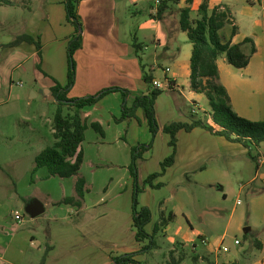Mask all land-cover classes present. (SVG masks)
Returning a JSON list of instances; mask_svg holds the SVG:
<instances>
[{
	"label": "crops",
	"instance_id": "0c3cea01",
	"mask_svg": "<svg viewBox=\"0 0 264 264\" xmlns=\"http://www.w3.org/2000/svg\"><path fill=\"white\" fill-rule=\"evenodd\" d=\"M144 1L148 2L150 9L154 11L157 10L156 6L160 0L123 1L122 15L125 20L128 19L129 5H132L133 11L137 13L138 4ZM202 2L203 0H193L192 3H188V0H176L170 3L162 19L153 18L154 12L151 15L154 21L163 23L164 27L161 28L162 25L158 22L152 25L155 32V60L148 71L159 70L162 75L148 73L153 76V80L170 81V87L161 89L171 92V97H168L166 103L162 95L157 99L156 117L159 131L151 149L143 154L144 159L139 160L140 182L149 174L158 171L161 161L171 153L169 136L164 133L163 127L173 121L189 122L181 120V103L185 100L189 102L187 104L191 107V113L196 114L192 108L198 105L207 116L210 112L205 95L194 92L191 88L192 45L186 32L179 27L180 10L190 7L191 18H196ZM24 3L28 7V18L25 20L23 16L21 21L16 20V24H21L23 29V33L18 35L26 33L39 37V51L34 44H21L34 47L24 53L37 58V74L47 82L43 85L38 83L42 87L40 91L52 96L51 88L54 85L64 87L68 83L67 45L78 30L67 19L64 0H26ZM120 3L121 0H80L78 14L81 23V45L74 53L75 82L67 93L68 98L96 95L106 88L119 87L129 91L127 102L131 104L137 95L146 94L150 87H153L143 80L144 69L140 68L141 61L139 66L137 63L138 54L133 46L134 38L140 48L141 43L136 35L132 36L127 22L121 20L118 13ZM21 5L19 2L15 6L20 9ZM218 5H226L231 13L230 22L220 31L222 41L242 43L250 37L256 48L244 68H235L228 64L224 57L219 58L217 65L220 82L227 90L232 108L238 116L260 121L264 117V0H208L209 11ZM171 15L175 16L172 22L169 21ZM245 49L248 51V47ZM197 100H205L206 105L201 107ZM122 102L120 92H111L94 105L81 110L80 116L88 125L81 144L83 162L80 176L85 179L87 185L81 205L60 203L63 198L75 196L77 176H49L46 167L32 172L37 153L33 156L31 166L23 173H33L35 178V182L29 185V190H35L26 198L19 197L17 193L18 182H15V177L19 176L18 171L10 168L12 175H9L0 166V194L8 192L4 204L0 202V264H40L44 252L45 264H117L115 257L140 250L141 245L136 241L132 227L133 180L128 166L132 148L140 143H148L151 134L141 109L129 120H119ZM206 118L211 123L210 117ZM92 122L101 125L103 134L90 126ZM143 129L144 136L141 138L137 133ZM51 134L53 135L52 127ZM229 144L242 146L201 127L191 131L180 130L177 133L174 163L166 169L164 175L153 181L163 186H147L138 195L139 204L148 207L152 213V220L146 226L148 232H152L169 213L174 215L166 225L159 227H163L166 240L172 245L169 248V258L164 262L153 260L150 263L148 255L152 253L151 250L136 255V261L140 264H166L172 257L182 264L187 256V249H196L193 230H186L187 227L180 224V218H185L190 223L187 204L172 191L164 193L165 195L160 192L168 183L178 184L191 176L197 177L199 172L207 171L204 164L208 158L228 157ZM7 146H10L9 143ZM9 154L5 163L15 164L14 157L11 158ZM151 158L152 165L149 162ZM93 159H96V163H106L112 168L98 173V166L95 165L91 172L89 165ZM258 162V166L263 164L264 158L260 156ZM175 198L181 201L180 205H173ZM33 200H39L44 206V211L36 217L26 212L27 205ZM12 205L23 207L30 220L25 221L23 216L18 219L15 214L17 209H10ZM174 224H177V230L173 228L170 233ZM24 225H29L25 228L29 233L28 237H18L17 231ZM198 237L207 250L194 255V259H198L201 264H211L205 263V255H214L216 248L208 244L207 238L202 234L199 233ZM21 240L29 242L31 253L29 248L23 247ZM158 247L157 244L153 250Z\"/></svg>",
	"mask_w": 264,
	"mask_h": 264
},
{
	"label": "rangeland",
	"instance_id": "374dc122",
	"mask_svg": "<svg viewBox=\"0 0 264 264\" xmlns=\"http://www.w3.org/2000/svg\"><path fill=\"white\" fill-rule=\"evenodd\" d=\"M121 1L118 8L119 16L123 22H127L132 36L136 35L138 42L141 43V48L137 51L138 66L141 61V70L161 76L159 70L148 71L155 60L156 45L153 41L155 32L152 25L158 22L162 25L161 28L164 27L163 23L151 18L153 12L154 15L156 14V9L152 11L149 3L144 1L138 4V12L135 13L133 6L128 4V19L125 20L122 8L123 1L126 0ZM27 11L26 3H22L20 9H17L15 5H0V23H3L0 25V44H2L0 46V166L9 175H12L10 168L18 171L19 176L15 177V182H18L17 193L21 198H26L35 190V188L29 190L31 182H35L33 173H23L31 166L34 154L38 155L45 148L52 146L54 137L51 134V127L57 109L55 98L40 91L42 87L38 83L43 85L47 82L37 74L35 69L37 58L29 57L30 54L24 53L25 50H33L34 47L25 43L15 47L6 46L18 34L23 33L21 24H16V20L21 21L23 16L27 20ZM175 15L177 18V12ZM174 17L171 15L169 21L172 22ZM161 95L166 103L168 97H171V92L163 91L157 99ZM197 102L201 107L206 105L205 100H197ZM187 103L189 104L185 100L180 105L183 114L181 120L190 121L193 118L208 117L195 103L193 105L196 107L192 109L196 114L191 113V107ZM67 111V108H64V112ZM144 130L137 133L139 137L144 136ZM228 150V157L208 158L204 164L207 171L199 172L197 177L191 176L190 179L179 181L178 184L168 183L160 192L162 195L171 191L178 194L177 197L187 204L186 208L190 213V223L185 218H180V224L187 227L186 230H193L194 243L197 247L187 249V256L182 264H201L198 259H194V255L206 252L207 248L201 243L199 233L206 237L208 244L214 245L216 250L221 248L219 252H214V255L207 253L205 263L264 264V163L257 165L259 157L264 158V143L253 150V153L257 155V162L250 158L247 149L242 146L229 144ZM8 154L11 158L14 157L15 164L5 163ZM149 162L152 165V158ZM95 165L98 166V173L112 168L109 164L96 163V159H93L89 165L91 172ZM138 183L139 185L143 183L139 180V174ZM162 186L161 184L160 187ZM7 193L0 194V202L3 204L8 198ZM178 198H175L173 205L181 204ZM10 209L13 211L17 209L25 221L30 220V217L25 215L23 207L12 205ZM28 226L20 227L17 231L18 237H28L29 233L25 229ZM176 227L177 224H174L170 233L173 232V228L177 230ZM246 228L249 230L245 231ZM235 240H238V243H235ZM155 241L159 247L156 250L152 249V253L148 255V261L150 263L153 260L164 262L169 258V248L172 245L168 244L163 227L159 228L155 234ZM21 243L25 249L29 248L31 253L29 242L21 240ZM44 254L46 259V252Z\"/></svg>",
	"mask_w": 264,
	"mask_h": 264
},
{
	"label": "trees",
	"instance_id": "16d2710c",
	"mask_svg": "<svg viewBox=\"0 0 264 264\" xmlns=\"http://www.w3.org/2000/svg\"><path fill=\"white\" fill-rule=\"evenodd\" d=\"M176 0H160L157 4L155 19H162L163 13L169 8L171 2ZM193 0H188L192 3ZM24 3L26 0H0V5L13 6L17 3ZM80 0H64L67 19L77 28L78 33L72 36L67 45V57L69 63L68 83L64 87L59 84L51 88V95L57 102V109L53 117L52 128L55 142L52 146L45 148L35 157L34 172L40 167H46L49 176L68 178L77 176L75 184V196L63 198L60 203L81 205L84 192L87 190L86 181L80 176V168L83 162L81 144L84 140V132L88 125L82 120L81 110L87 106L94 105L103 96L111 92H120L122 95V109L119 120H129L134 117L136 111L141 109L147 122L152 140L148 144H138L132 148L131 162L128 166L133 180L132 193V227L135 232V239L140 243L141 248L137 252L115 257L117 264H140L134 257L140 253H147L157 247L155 233L160 226L166 225L174 216L169 213L168 217L162 218L159 225L152 232H148L146 226L152 220V213L146 206H141L138 195L147 186L159 188L160 183L153 184V181L164 175L166 169L174 163L177 133L180 130L191 131L201 127L212 134L223 136L226 140L241 144L248 151L250 158L257 162V155L253 150L264 143V117L260 121H251L238 116L231 104L227 90L220 82L217 60L224 57L226 62L235 68H244L248 65L251 55L256 51L253 39L247 37L242 43L223 42L220 36L221 29L230 22L231 13L226 5H218L211 11L208 9V0H203L198 8L196 18H191V8L185 7L180 10L179 27L186 32L188 40L192 45L190 58V84L194 92L205 95L210 112L211 123L207 118H193L189 122L173 121L163 127L164 133L169 136L171 153L160 163V171L150 174L142 183H138V164L143 159V154L150 150L153 140L159 131L156 117V99L163 92L161 88L150 87L146 94L137 95L131 104H128L129 91L119 87H110L100 91L96 95L68 98L67 93L75 82V61L74 53L81 45V23L78 14ZM235 33V27L233 28ZM34 44L37 50L40 48L39 37L29 34L16 36L6 46L15 47L21 43ZM133 46L137 53L140 44L134 38ZM248 47V51L245 49ZM144 82L151 86L153 76L143 72ZM170 87V86H169ZM67 108V112H64ZM100 134H103L102 127L97 122L90 124ZM258 246L259 243H257ZM45 254L41 264H44ZM166 264H179L172 257Z\"/></svg>",
	"mask_w": 264,
	"mask_h": 264
},
{
	"label": "water",
	"instance_id": "95a60500",
	"mask_svg": "<svg viewBox=\"0 0 264 264\" xmlns=\"http://www.w3.org/2000/svg\"><path fill=\"white\" fill-rule=\"evenodd\" d=\"M44 211V206L39 200H33L26 207V212L32 217L40 215ZM249 228H246L245 231H248Z\"/></svg>",
	"mask_w": 264,
	"mask_h": 264
},
{
	"label": "built area",
	"instance_id": "2783aa9c",
	"mask_svg": "<svg viewBox=\"0 0 264 264\" xmlns=\"http://www.w3.org/2000/svg\"><path fill=\"white\" fill-rule=\"evenodd\" d=\"M158 3H159V2H158ZM152 86H153V87H156V88H164V87L168 88V87L170 86V81H169L168 79H165V80L162 82V81H160V80L155 79V80H152ZM238 203H239V201H238ZM15 214H16V217H18V219H21L20 214H19L18 212H16ZM235 243H238V240H235ZM220 249H221V248H218V249L216 250V252H219Z\"/></svg>",
	"mask_w": 264,
	"mask_h": 264
}]
</instances>
